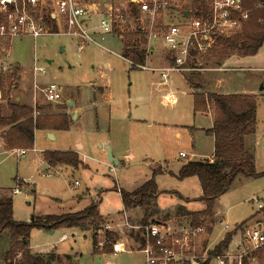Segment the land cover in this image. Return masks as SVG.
Instances as JSON below:
<instances>
[{
	"label": "rangeland",
	"instance_id": "rangeland-1",
	"mask_svg": "<svg viewBox=\"0 0 264 264\" xmlns=\"http://www.w3.org/2000/svg\"><path fill=\"white\" fill-rule=\"evenodd\" d=\"M82 1L85 3L101 2V0ZM111 1L118 5L124 0ZM122 36V43L112 36L105 37L103 46L112 51V54L95 46H87L79 54L74 41L60 34L44 35L35 40L31 38L13 39L10 46L7 44L3 47L5 51H0L1 101L14 102L15 95L30 94L29 97L33 103L49 104L45 102L42 94L33 88L31 68L36 62L37 66L45 70L44 75H37L34 78L40 88L48 83L58 85L63 95V103L72 95L63 91L77 90L76 103L77 106H82V116L77 124L71 125L67 132L58 133L55 140L43 138L41 140L42 136L37 131L33 148L27 149L24 156L17 158L14 150L6 151L0 147V188L8 193L10 188L18 184L21 190L20 194L12 195L15 219L29 222L31 217H41L37 214L48 208L47 200L50 198L53 201L57 199L67 209L69 202L75 199V195L83 192L88 186L99 185L103 188L118 186L125 191L135 190L151 177L154 168L159 170L162 166L175 169L176 165L186 161L187 159H177L179 152L194 154L193 157H189L194 160L208 159L212 153L211 137L198 130L191 133L187 128L192 126L207 128L212 123L206 114L193 112L192 94L186 83L177 74L172 73L167 88L176 93L177 102L172 105H163L161 98L164 92L161 93L157 90L158 87H153L158 81L157 74L139 69L130 70L128 64L118 56H122L125 49V34ZM134 39L139 41L140 36L137 35ZM156 43L153 41L152 45L157 46ZM216 46L200 57L199 62L201 68H222L223 70L194 72V76H199L198 82L200 81L201 85V89L195 92L203 95L212 92L218 94L247 92L248 95L256 98L255 168L257 172H264V145H262L264 141V44L254 56L243 57L231 54L224 61ZM8 47L10 51L7 52ZM140 47L142 48V44ZM155 54L154 57L148 59L147 64L154 67L162 66L164 63L161 60L166 57V53L156 50ZM19 72L22 77L28 76V78L24 80L17 78ZM12 73H15L16 77L10 79L9 76ZM185 75L187 79L190 74L185 73ZM192 80L196 82L195 78ZM106 81L109 85L110 100L107 104L105 101L100 102L106 113L102 131L113 140L117 135L120 142L122 141L121 136L129 135L131 132L136 134V137H131L130 141L121 143L122 147L119 150L128 153L126 162L113 166L108 162L99 161L102 159L100 156V159L94 157L95 161H87L90 171L85 169L68 176L51 172L47 175L48 172H41L39 161L42 152L46 150L43 148L45 143L72 148L74 147L73 140L79 137L83 143L94 146L97 133L90 130L95 121L90 84L105 85ZM182 92L184 94H181ZM96 102L98 104V99ZM61 105L59 107L64 108L65 104ZM149 123L151 124L148 125ZM158 123L164 125H158ZM176 132L181 133L180 138L176 137ZM114 150L116 153V148ZM93 151L96 156L98 150ZM157 179L155 203L158 208L183 206L190 213L203 210L204 203L200 201L201 191L197 178L178 180L164 174ZM75 181L78 186L73 185ZM161 190L178 192L187 199H179L175 192L166 194ZM256 199L264 202V177L252 179L237 175L227 192L215 201L212 217L204 221L207 226L211 225V228L216 230L213 235H209V241L210 238L214 239L220 230V227L215 229L216 218H213L215 208L223 213L221 220L224 223L234 225L250 220V216L256 211ZM119 203V197L111 194L106 199L104 198L100 212L106 214L109 211H115L119 208ZM172 212L174 210L167 217H172L171 219L177 222L188 221L187 218L179 217ZM130 215L131 220L137 222L142 219L143 211L137 208ZM164 215L165 213L156 214L148 221L150 219L161 221L166 218ZM211 219L215 222H210ZM93 233L92 229L83 232L80 230L66 231L67 240L56 243L55 252L69 253V255L62 256L58 264H144V256L138 252L112 255L103 253L104 249L99 250L92 247ZM60 234L58 229L52 235L35 229L30 233L29 242L34 247V251L51 250L53 247H49V244L55 242ZM125 236L123 238L126 247L134 251L137 248L135 236L131 233ZM7 248V234L4 233L0 239V264H5L3 253ZM102 254H105V257L100 258Z\"/></svg>",
	"mask_w": 264,
	"mask_h": 264
},
{
	"label": "built area",
	"instance_id": "built-area-1",
	"mask_svg": "<svg viewBox=\"0 0 264 264\" xmlns=\"http://www.w3.org/2000/svg\"><path fill=\"white\" fill-rule=\"evenodd\" d=\"M255 6L264 9V0H258ZM249 14L242 0H124L118 5L111 0L90 3L82 0H0V42L60 34L74 41L79 54L87 46L112 54L103 46L106 36L118 38L137 33L145 39L141 48L144 60L139 62L124 54L118 55L128 68L156 73L158 89L168 87L172 73L189 86L185 73L223 70L201 68L199 59L217 45L218 39L237 35ZM51 21L55 32H52ZM153 41L157 46L152 45ZM156 50L166 53L164 64L149 66L148 59ZM31 70L33 88L42 94L45 102H63L58 85L48 83L40 88L36 84L34 78L44 75V68L34 62ZM189 90L191 94L195 92L192 88ZM161 102L165 106L176 103V93H166ZM37 114L33 108V117ZM25 152L24 149L14 150L17 158ZM178 159H187V154L179 152ZM20 193L15 184L11 195ZM255 205L257 215L249 221L234 225L221 219L216 221L215 229L220 227V230L210 241L209 235L216 230L206 223L194 225L190 220L166 219L130 224L123 215L121 223L100 225L94 232V247L102 250L107 243L105 232H109L117 237L111 244L112 255L131 253L133 250L126 247L123 238L131 233L137 242L134 252L144 256V264H264V202L256 199ZM227 234L228 241L216 251Z\"/></svg>",
	"mask_w": 264,
	"mask_h": 264
},
{
	"label": "trees",
	"instance_id": "trees-1",
	"mask_svg": "<svg viewBox=\"0 0 264 264\" xmlns=\"http://www.w3.org/2000/svg\"><path fill=\"white\" fill-rule=\"evenodd\" d=\"M258 0H242L245 9L250 10L248 20L242 25L241 31L231 38H220L217 48L223 60L228 55L236 54L243 57L254 56L264 44V9L255 5ZM52 32L55 27L50 22ZM137 33L125 34L126 44L124 56L133 58L139 62L144 60V50L140 45L145 43L143 36L135 40ZM221 64V62H219ZM11 78L16 77L12 73ZM196 79V82L192 80ZM189 87L198 91L201 89L199 76L190 74L186 79ZM1 84V81H0ZM193 112H206L209 107L213 111V122L208 134L213 136L212 162L188 161L181 165L176 175L178 180L195 177L198 180L201 196L200 201L204 208L198 212H187L183 206H176L175 215L185 217L192 224H204L205 219L211 218L215 201L224 195L231 182L237 175L257 179L264 177V172H256L254 168V153L247 146V138H250L256 130V98L247 94H198L194 92ZM10 115L0 117V128H5L2 135L4 150L32 149L35 130H68L70 118L66 114L39 115L33 117V109L19 104L8 103ZM44 161L49 167L57 165L78 168L82 161L75 152L52 151L43 153ZM160 169L152 171L151 177L132 192L119 191L123 208L139 207L143 211V217L139 223H147L148 219L158 213L156 208L157 186L155 176L160 174ZM12 197L0 190V239L7 234L8 248L3 253L5 264H51L54 255L45 256L31 254L29 251V237L32 230H57L62 228H77L81 231L92 229L95 232L102 223L98 212L99 199L92 201L88 207L79 212L62 215H46L32 217L29 222L15 221L12 217ZM169 213L166 214L168 216ZM257 213L252 214L251 218ZM210 222H213L211 219ZM229 234L216 247V251L228 241ZM95 236L92 235V246H95ZM106 244L103 253H111V244L117 240L116 235L105 232Z\"/></svg>",
	"mask_w": 264,
	"mask_h": 264
},
{
	"label": "crops",
	"instance_id": "crops-1",
	"mask_svg": "<svg viewBox=\"0 0 264 264\" xmlns=\"http://www.w3.org/2000/svg\"><path fill=\"white\" fill-rule=\"evenodd\" d=\"M112 37L115 40H117L119 43H122L121 40H122L123 37H121V36H119L118 38H115L114 36H112ZM11 42L12 41H10L9 43L0 42V47H1L0 51H2V49H4L3 47H5L7 44H9V46H10ZM8 48L9 49L7 50V52L10 51V47H8ZM123 54H124V52L122 53V55ZM155 55L156 54H154L153 57ZM161 61L163 62V59ZM107 67H109V66L107 65ZM17 78L24 80V79L28 78V76L27 77H22L20 75V72H19ZM156 83L157 82H155L153 87L157 88ZM90 88H91V93H92V96H93V103H94V105L92 104L93 105L92 107L94 108V111H95V113H94L95 121H94V124L92 125V127L90 128V130H92L93 132L97 133V139H96V142L94 143V146L91 147V145L89 143L88 144L83 143L79 137L75 138L73 140L72 145L74 147H72V148L71 147H66V146L63 148V147H59V146H55V145H48L47 143H45V146H43V148L46 149V150H44L42 152V157H40V161H39V163H40L39 170L41 172H44V173L48 172L47 175H49V172H51L52 174H61V175H64V176H66V175L68 176V175H72V174H74L76 172H79L81 170H85V169L90 171V169H89L90 165H89V163L87 161H95L96 158H94V157H98L100 159V156H101L102 159L99 160V161L104 162V163L108 162L107 156H106V147L110 149V151L112 153L111 154L112 157H114L117 160V163H115V164L114 163H110L111 165L116 166V165H119V164H124V162H126V160L128 158V153H127V151L121 152L119 150L122 147L121 143L123 141H125V142L130 141V138L131 137H136V134H135V132H131L129 135L121 136V138H122L121 142L117 139V135H116L115 140H113V138H111L110 136H106V133H104L102 131L103 123L105 122L106 113H105V111L103 109V105L100 102L101 101H105L106 104L109 103V100H110L109 85H108V83L106 81L105 85H96L95 86L94 84H90ZM188 88H190V87L188 86ZM165 89H167V90H165ZM157 90L159 92H161V93L164 92L163 96L166 93H168V92H174L172 89L167 88V87L166 88L157 89ZM63 92H67V93L69 92V93L72 94L70 99L69 100H65L64 103L61 102L59 104L49 103V104L39 105V104L33 103V100H31L30 97H29L30 94H27L26 96H22L20 94L19 95H15L14 102L22 104V105H25V106H28V107H30L32 109L35 108L39 115H60V114H66L70 118V124H69V128H68V130H69L71 125L77 124V122L79 121L80 117L82 116V106H77V103H76V96L78 94L77 90H70L69 89V90H65ZM212 93H215V92H212ZM241 94H247L248 95L249 93H247V92H243L242 93L241 92ZM163 96H162V98H163ZM162 98H161V100H162ZM96 99H98V101H99L98 104L96 102ZM5 101L2 100L0 102V117H4V118H6V117H8L10 115V110L8 108V103H12V102H7V101L5 103ZM73 101H75V102H73ZM53 104H54V106H53ZM61 104H65L64 108L59 107V106H62ZM135 107L137 108V105ZM191 108L193 110V97H192V101H191ZM196 113L197 114H202V115L206 114L207 117H209V119H210V123L213 122V117L214 116H213V111H212L211 107H209L206 112H196ZM108 118H109V115H108ZM150 124L151 123H149L148 125H150ZM161 124L162 123H158V125H161ZM162 125H164V124H162ZM211 126L212 125H210V127H207V128H202V127L195 128L194 126L187 127V128L190 130L191 133H193L195 131L197 132V130L200 131V132H203L206 136L211 137V140L213 142V136L211 134L207 133V130H209L211 128ZM5 130H6L5 128H0V147L3 148V149H4V143H3V140H2L1 137H2L3 133L5 132ZM68 130H65V131L35 130L34 131V139L36 137L37 131L40 133V136H42V137L39 136L41 140H42V138L46 139V140H55L58 133L67 132ZM255 132H256V130H255ZM175 135L178 138L181 137V133L180 132H176ZM261 141H262V139H261ZM246 142H247V146L253 150V153H254V168H255V146H256L255 133L248 140H246ZM262 145H264V141H262ZM115 148H116V153H114V151H115L114 149ZM95 149L98 150V151H96V153H97L96 156H95V153L93 151ZM48 151L49 152H52V151H58V152L71 151V152H75V153H77V155L79 156L80 159L82 157L85 158V161L82 162L83 164L81 166H79L78 168H76V169L75 168H70V167H67V166H62V165H57L58 168L54 169L53 167H49V165L43 159V153L44 152H48ZM212 155H213V150H212V153L209 155L208 159L194 160V159H190L189 158L190 156L193 157L194 154H192V155L187 154V160L184 161V162H181L178 165H176L175 169L174 168H171V169L164 168V167L156 164V166H160L161 167L160 168L161 173L157 174L155 176V182H157V180H158L157 178L160 177V175H164V174H167L169 176L176 175L178 170H179V168L181 167V165L185 164L188 161H209V162H212ZM90 159H93V160H90ZM177 159H178V155H177ZM178 160H180V159H178ZM96 163H100V162H96ZM101 164H103V163H101ZM255 171H256V168H255ZM95 172H96V169H95ZM169 173H171L172 175H170ZM151 175H152V173H151ZM172 177L175 178L174 176H172ZM73 185L78 186V183L75 181ZM156 186H157V183H156ZM0 190H2V188H0ZM11 190H12V188L9 189L8 195H10L12 197ZM120 190H123V189L118 187V186L117 187H113V188H109L108 186H107V188H103V187H101L99 185H97L96 187L88 186V187L84 188L83 192L77 193L75 195V199L71 200L69 202L67 209H65L64 206H62L58 202L57 199H54V201H53L50 198V199L47 200V207L48 208H46L44 210V212L38 213L37 215L38 216L62 215V214H66V213L79 212V211H82L83 209H85L86 207H88L93 200L99 199L98 212H99V215L101 216L103 224L104 223H110V224L121 223L123 215H125L127 217L128 222L130 224L139 223L140 220L137 221V222L136 221L133 222V220H131V215H130V213L133 210H135V209H137L139 207H134V208H130V209L123 208V206L121 204L120 195H119V191ZM132 191H134V190H132ZM132 191H127V192H132ZM161 192L168 194V193L175 192V191H172V190H170V191L169 190L168 191L167 190H161ZM175 193L178 194L179 199H187L186 197H183L180 193H178V192H175ZM111 194L117 195L119 197V202H120L119 206H118L119 208L116 209L115 211H112V212L109 211L106 214H102L100 212V207H101V205H102V203L104 201V198L106 199V197H108ZM175 207L161 209V208H158L156 206L157 211H158L157 214H160V213L164 214L165 213L164 216L166 218L163 219V220L171 219L172 217L171 218L167 217L166 214L169 213V215H170L171 211ZM214 215H215V217H213V218H216L215 221H219L223 217L222 216L223 213L220 210H218L217 208H215V214ZM251 216H250V218H251ZM12 217H13V219L15 221H20V220L15 219V217H14L13 205H12ZM213 221H214V219H213ZM148 222H156V221L153 220V219H150ZM58 230H60V232H61L60 236L57 238V240L55 242H52V244H49L50 245L49 247H53V249H51V250L47 249V250L34 251L33 250L34 247H32L30 245V242H29V251H30V253L31 254L42 255V256H45V255H48V254H53L54 255V261L51 262V264H58L60 262V258L62 256L69 255V253L68 254H64V253L55 252L56 251V243H58V242L61 243V242H64V241L67 240L66 231L75 232V231H77L79 229H77V228H62V229H58ZM40 231L44 232L45 234L52 235L57 230H40ZM81 232H83V231H81ZM124 243L126 245V242H124ZM92 244H93V241H92ZM132 253H134V251H132L131 254ZM70 255L74 256L75 254H70ZM102 257H105V254H102L100 256V258H102ZM65 259H66V256H65Z\"/></svg>",
	"mask_w": 264,
	"mask_h": 264
},
{
	"label": "water",
	"instance_id": "water-1",
	"mask_svg": "<svg viewBox=\"0 0 264 264\" xmlns=\"http://www.w3.org/2000/svg\"><path fill=\"white\" fill-rule=\"evenodd\" d=\"M106 156H107V160H108L109 163H114V164L117 163V160L114 157H112L111 151L107 147H106Z\"/></svg>",
	"mask_w": 264,
	"mask_h": 264
}]
</instances>
